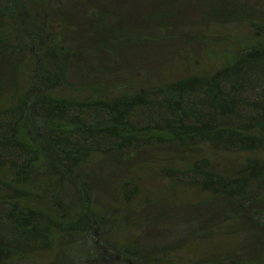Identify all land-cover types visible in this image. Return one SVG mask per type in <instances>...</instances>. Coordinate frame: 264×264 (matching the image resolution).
<instances>
[{
  "label": "trees",
  "instance_id": "trees-1",
  "mask_svg": "<svg viewBox=\"0 0 264 264\" xmlns=\"http://www.w3.org/2000/svg\"><path fill=\"white\" fill-rule=\"evenodd\" d=\"M0 264H264V0H0Z\"/></svg>",
  "mask_w": 264,
  "mask_h": 264
},
{
  "label": "rangeland",
  "instance_id": "rangeland-1",
  "mask_svg": "<svg viewBox=\"0 0 264 264\" xmlns=\"http://www.w3.org/2000/svg\"><path fill=\"white\" fill-rule=\"evenodd\" d=\"M187 70H188L187 67L185 66L179 67V64L176 63V61L171 60L167 66L162 67V69L160 70V74L174 76V75H180L182 73H185Z\"/></svg>",
  "mask_w": 264,
  "mask_h": 264
}]
</instances>
